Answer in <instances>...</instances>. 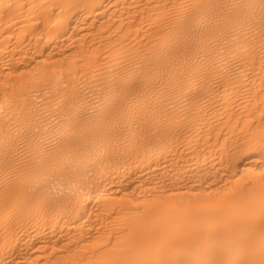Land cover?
<instances>
[{"label":"bare ground","instance_id":"obj_1","mask_svg":"<svg viewBox=\"0 0 264 264\" xmlns=\"http://www.w3.org/2000/svg\"><path fill=\"white\" fill-rule=\"evenodd\" d=\"M0 264H264V0H0Z\"/></svg>","mask_w":264,"mask_h":264}]
</instances>
